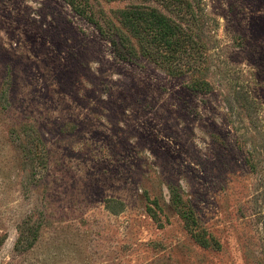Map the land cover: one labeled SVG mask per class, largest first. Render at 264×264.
<instances>
[{
	"label": "rangeland",
	"instance_id": "rangeland-1",
	"mask_svg": "<svg viewBox=\"0 0 264 264\" xmlns=\"http://www.w3.org/2000/svg\"><path fill=\"white\" fill-rule=\"evenodd\" d=\"M74 2L0 0V264H264V0Z\"/></svg>",
	"mask_w": 264,
	"mask_h": 264
},
{
	"label": "trees",
	"instance_id": "trees-1",
	"mask_svg": "<svg viewBox=\"0 0 264 264\" xmlns=\"http://www.w3.org/2000/svg\"><path fill=\"white\" fill-rule=\"evenodd\" d=\"M74 1L66 0L73 11L78 14L84 13L78 3ZM84 15L87 16V14ZM118 15L121 16V22L127 27H130L133 32L137 31V28L134 26L139 21L143 22L141 30L145 32L153 31L154 37L157 36L156 39L167 49V58H170V60L177 59L175 54L178 52L179 54L181 53L184 39L181 38V28L174 19L166 17L147 6L134 7L133 10L121 9ZM87 17L89 20L91 19L89 16ZM192 87L194 89L195 86L193 85Z\"/></svg>",
	"mask_w": 264,
	"mask_h": 264
}]
</instances>
